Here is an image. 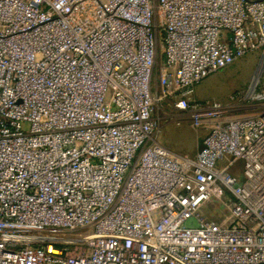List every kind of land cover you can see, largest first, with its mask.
<instances>
[{"label": "built area", "instance_id": "built-area-1", "mask_svg": "<svg viewBox=\"0 0 264 264\" xmlns=\"http://www.w3.org/2000/svg\"><path fill=\"white\" fill-rule=\"evenodd\" d=\"M252 52L264 0H0V264H264V111L232 109L262 83L195 96Z\"/></svg>", "mask_w": 264, "mask_h": 264}, {"label": "rangeland", "instance_id": "rangeland-1", "mask_svg": "<svg viewBox=\"0 0 264 264\" xmlns=\"http://www.w3.org/2000/svg\"><path fill=\"white\" fill-rule=\"evenodd\" d=\"M263 60L258 52L249 53L229 68L201 82L202 90L198 94H195V96L200 100L232 104L230 103V99L232 94H235L236 101L234 103H236L239 100V96L243 95L251 84H254L255 79L259 80L262 83V88H264ZM232 109L236 113L237 111L246 114L256 113L264 111V102H240ZM171 113L172 111L169 109L164 112L158 110L156 113L160 121L158 141L178 154L186 156L194 155L197 151L198 141L203 137V131L201 129L198 131L192 130L184 116L173 114L174 116L172 117ZM173 121H176V124L172 123ZM178 122L181 123L178 124ZM239 167H241V163H238L233 171L237 172ZM201 211L204 217L214 221H220L227 213L225 208L215 199L205 205ZM185 225L188 228L199 226L196 218L188 220Z\"/></svg>", "mask_w": 264, "mask_h": 264}, {"label": "crops", "instance_id": "crops-1", "mask_svg": "<svg viewBox=\"0 0 264 264\" xmlns=\"http://www.w3.org/2000/svg\"><path fill=\"white\" fill-rule=\"evenodd\" d=\"M203 82V81H202ZM201 90H202V83H200L197 87H196V90H195V94H198L199 92H201ZM197 97V96H196ZM198 98V97H197ZM199 99V98H198ZM171 114H175V113H171ZM181 122H183V121H181ZM180 122V123H181ZM171 123V122H170ZM196 153V152H195ZM195 153H194V155H195ZM194 155H192V156H189V157H193Z\"/></svg>", "mask_w": 264, "mask_h": 264}, {"label": "water", "instance_id": "water-1", "mask_svg": "<svg viewBox=\"0 0 264 264\" xmlns=\"http://www.w3.org/2000/svg\"><path fill=\"white\" fill-rule=\"evenodd\" d=\"M202 148H203L202 138H200L199 141H198L197 151H200Z\"/></svg>", "mask_w": 264, "mask_h": 264}, {"label": "bare ground", "instance_id": "bare-ground-1", "mask_svg": "<svg viewBox=\"0 0 264 264\" xmlns=\"http://www.w3.org/2000/svg\"><path fill=\"white\" fill-rule=\"evenodd\" d=\"M263 62H264V60H263ZM256 82H257V79H255V82H254V84L251 86V89L254 87V85L256 84ZM250 89V90H251Z\"/></svg>", "mask_w": 264, "mask_h": 264}]
</instances>
